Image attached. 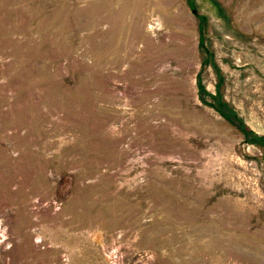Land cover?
Masks as SVG:
<instances>
[{"label":"rangeland","instance_id":"1","mask_svg":"<svg viewBox=\"0 0 264 264\" xmlns=\"http://www.w3.org/2000/svg\"><path fill=\"white\" fill-rule=\"evenodd\" d=\"M0 264H264V0H0Z\"/></svg>","mask_w":264,"mask_h":264}]
</instances>
